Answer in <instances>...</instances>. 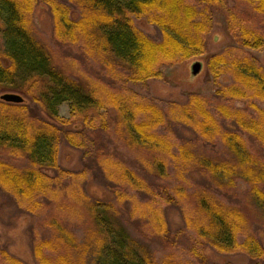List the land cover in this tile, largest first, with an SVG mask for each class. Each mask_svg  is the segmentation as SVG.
<instances>
[{
    "label": "trees",
    "instance_id": "16d2710c",
    "mask_svg": "<svg viewBox=\"0 0 264 264\" xmlns=\"http://www.w3.org/2000/svg\"><path fill=\"white\" fill-rule=\"evenodd\" d=\"M65 1L46 0L53 39L63 48L79 47L85 60L104 69L103 77L41 42L34 23L38 0H0V95L24 98L20 105L0 99V190L41 217L49 234L34 242L37 264H85L92 249L101 250L98 264H193L178 250L185 233L191 242L187 256L198 262L206 261V248L264 262L250 214L221 197L244 185L264 225L263 69L248 56H213L207 68L215 81L228 75L233 83L219 86L213 99L193 95L186 104L160 107L133 89L161 79L164 68L205 55L210 10L221 0H198L203 9L186 0ZM237 1L250 6L253 16L234 12L231 29L242 48L261 49L263 30L256 23L264 22V0ZM136 18L157 26L161 41L147 37ZM239 102L246 108H237ZM65 103L68 119L58 111ZM177 126L192 130L196 140L176 143ZM102 137L128 151L145 174L102 147ZM63 143L83 152L82 171L61 168ZM218 145L223 154L214 157L196 151ZM97 170L115 201L85 191L88 174ZM172 175L174 185H160ZM198 175L203 186L186 188ZM128 203L143 237L165 249L161 258L127 231L122 218ZM168 207L179 208L184 231L172 233ZM0 258L2 264H26L7 252Z\"/></svg>",
    "mask_w": 264,
    "mask_h": 264
},
{
    "label": "rangeland",
    "instance_id": "374dc122",
    "mask_svg": "<svg viewBox=\"0 0 264 264\" xmlns=\"http://www.w3.org/2000/svg\"><path fill=\"white\" fill-rule=\"evenodd\" d=\"M60 1L66 3L65 0ZM186 1L203 9V5H201V7L198 0ZM72 9H74V7H72ZM251 10L252 8H250V6L241 5L237 0H221L220 5H213L210 10L211 29L205 37V55L199 59L182 63L172 68H164L161 79L151 80L146 86H136L133 87V89L160 107H164L169 103L186 104L193 95L213 99L219 86H227L233 83V78L228 75L220 78L219 81L216 82L207 68L208 60L211 57L225 53L229 54L231 57L248 56L264 71V42L261 49H244L239 44L238 38L240 37L234 34L230 26V15H233L234 12L243 13L244 11H248L249 16L252 18L253 15ZM78 13L77 10V14ZM34 23L38 37L42 43H47L50 47L61 50L62 53L76 58L80 62L81 67L94 77L104 76V69L91 60H85L79 47L63 48L55 43L53 39L52 15L46 0H38L34 13ZM135 23L147 37L156 42L161 41L162 34L160 29L150 24L147 19L136 18ZM256 26L259 30H263L264 36V22L262 18H258ZM194 61L204 64L203 71L197 75V77H193L191 74V66L195 63ZM1 96L2 95H0V97ZM261 106L264 107V104H261ZM236 107L244 109L246 105L239 102L236 104ZM58 111L61 117L66 119L70 118V105L68 103L61 105ZM196 136V133L183 126H177L172 130V137L176 143H181L184 140H196ZM110 139L111 138L106 139L102 137L100 145L110 152L118 153L132 169H136L140 172L141 170L138 169L137 162L129 155L128 151L117 149L116 145ZM202 148V146L200 148L197 147L196 151L205 155L209 153V155L213 157L223 154L221 145L215 148L206 146V148H204L205 151H203ZM86 162L81 150L72 148L66 143L61 145L59 152V164L61 168L67 171L80 172L85 168ZM141 173L143 175L145 174L142 171ZM173 176L174 175H172L173 179L171 181H160V185H174L176 179ZM151 181L156 183L157 179L151 178ZM203 182V178L198 175L195 179L184 185L186 188L193 189L198 186H203ZM240 186L241 187L235 192L223 193L221 197L226 202L240 205L248 211L252 221V232L264 246V225L260 220V211L248 197L246 187L241 184ZM84 189L93 199L105 202L115 201L112 186L104 179L102 173L98 170L88 174ZM128 211H130L129 203L126 205L124 210L125 215L122 218V222L127 231L139 242L145 241L149 243L150 250L155 252L158 258H161L166 253L163 246L156 240H148L146 237H143L140 231L141 225L137 223L136 220L130 219ZM165 217L173 234L185 230L179 208H166ZM40 218L39 216L29 214L22 210L9 195H6L0 190V257L1 252H7L26 264H37L33 253L34 242L41 237H47L49 234L41 225ZM190 245V238L187 233H185L178 250L184 259L191 260L193 264H255L254 261L243 253L223 255L210 248L205 249L206 261H204V263L198 262L187 256V254L190 253ZM101 254V250L92 249L87 254L85 264H98ZM2 261V258H0V264H2ZM261 264H264V262L261 261Z\"/></svg>",
    "mask_w": 264,
    "mask_h": 264
},
{
    "label": "water",
    "instance_id": "95a60500",
    "mask_svg": "<svg viewBox=\"0 0 264 264\" xmlns=\"http://www.w3.org/2000/svg\"><path fill=\"white\" fill-rule=\"evenodd\" d=\"M204 69V64L202 62H195L191 66V74L193 77H197ZM1 101L8 104L20 105L24 103V98L21 95L14 93H6L0 97Z\"/></svg>",
    "mask_w": 264,
    "mask_h": 264
}]
</instances>
